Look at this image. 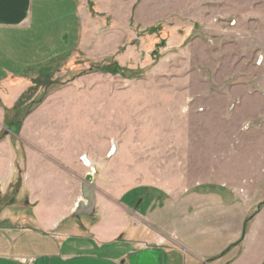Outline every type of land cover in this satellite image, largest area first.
<instances>
[{"label":"crops","instance_id":"obj_1","mask_svg":"<svg viewBox=\"0 0 264 264\" xmlns=\"http://www.w3.org/2000/svg\"><path fill=\"white\" fill-rule=\"evenodd\" d=\"M83 33L77 0H0V202L9 199L0 212V264H264V205L250 217L247 191L236 185L97 188L108 142L138 125L106 137L97 94L107 81L75 78L50 90L22 117L17 133L12 124L23 106L3 126L4 108L29 90L36 94L75 61ZM242 94L264 101V94ZM82 154L89 166L79 161ZM87 173L94 212L72 217ZM14 199L22 202L15 215Z\"/></svg>","mask_w":264,"mask_h":264},{"label":"rangeland","instance_id":"obj_2","mask_svg":"<svg viewBox=\"0 0 264 264\" xmlns=\"http://www.w3.org/2000/svg\"><path fill=\"white\" fill-rule=\"evenodd\" d=\"M77 2L81 51L53 82L4 108L3 126H11L17 108L25 112L75 78L107 81L97 94L106 137L138 125L108 142L98 189L187 190L225 182L247 191L243 200L253 217L264 205V101L240 94H264V0H98L104 11L93 0ZM133 87L139 95L156 92L146 99ZM115 144L118 151L109 153ZM251 166L261 173L251 174ZM0 203L1 212L9 199ZM11 203L18 214L22 202Z\"/></svg>","mask_w":264,"mask_h":264},{"label":"water","instance_id":"obj_3","mask_svg":"<svg viewBox=\"0 0 264 264\" xmlns=\"http://www.w3.org/2000/svg\"><path fill=\"white\" fill-rule=\"evenodd\" d=\"M93 176L87 173L81 183V196L71 213L72 217L78 215L90 216L95 208V189L93 187Z\"/></svg>","mask_w":264,"mask_h":264},{"label":"trees","instance_id":"obj_4","mask_svg":"<svg viewBox=\"0 0 264 264\" xmlns=\"http://www.w3.org/2000/svg\"><path fill=\"white\" fill-rule=\"evenodd\" d=\"M118 70L120 71L119 68H118ZM58 85H59V84L56 83L54 86L57 87ZM48 92H49V91L45 92L41 97L38 98L37 101H33L32 105H30V106L28 107V109H26V111L23 113V116H24L26 113H28L32 108H34L35 106H37V105H38V104H39V103L45 98V96L47 95ZM23 116H22V117H23ZM22 117H21V119H22ZM21 119L19 120V122H16V124L13 125V127H15V133L18 132V128H19L20 123H21ZM0 138H1V136H0Z\"/></svg>","mask_w":264,"mask_h":264},{"label":"built area","instance_id":"obj_5","mask_svg":"<svg viewBox=\"0 0 264 264\" xmlns=\"http://www.w3.org/2000/svg\"><path fill=\"white\" fill-rule=\"evenodd\" d=\"M114 146H112L110 148V152L112 153ZM79 161L84 165V166H89V160L87 159L85 154H82L81 156H79Z\"/></svg>","mask_w":264,"mask_h":264},{"label":"bare ground","instance_id":"obj_6","mask_svg":"<svg viewBox=\"0 0 264 264\" xmlns=\"http://www.w3.org/2000/svg\"><path fill=\"white\" fill-rule=\"evenodd\" d=\"M114 149V148H113Z\"/></svg>","mask_w":264,"mask_h":264}]
</instances>
